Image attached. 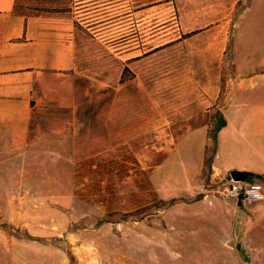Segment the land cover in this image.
Returning a JSON list of instances; mask_svg holds the SVG:
<instances>
[{
    "label": "rangeland",
    "instance_id": "1",
    "mask_svg": "<svg viewBox=\"0 0 264 264\" xmlns=\"http://www.w3.org/2000/svg\"><path fill=\"white\" fill-rule=\"evenodd\" d=\"M254 2L15 0L18 13L72 24L80 101L45 148L0 169V264H166L217 220L232 229L223 264H264L239 239L253 214L222 199L213 169L216 107L264 72L251 67L264 48L248 31L264 22Z\"/></svg>",
    "mask_w": 264,
    "mask_h": 264
},
{
    "label": "crops",
    "instance_id": "2",
    "mask_svg": "<svg viewBox=\"0 0 264 264\" xmlns=\"http://www.w3.org/2000/svg\"><path fill=\"white\" fill-rule=\"evenodd\" d=\"M248 31L264 34V22L248 26ZM259 51L260 58L251 64L254 69L264 66V48ZM74 67L72 24L18 13L15 0H0V169L20 159L28 148L39 147L41 141L45 148L46 140L51 142L73 123L80 101ZM214 112V124L224 122L213 144L216 177L224 179L231 171L257 175L253 181L261 182L264 194V72L238 80ZM190 139L181 142L185 145ZM190 167L183 164L185 176L193 170ZM233 204L253 214L249 223L255 228L249 235V229L243 233L240 228V241L252 240L255 251L264 253V200L251 206ZM220 221H214L213 228L206 223L189 230V249L169 253L165 263L180 259L182 264H223L222 241L232 236V229L224 235Z\"/></svg>",
    "mask_w": 264,
    "mask_h": 264
},
{
    "label": "built area",
    "instance_id": "3",
    "mask_svg": "<svg viewBox=\"0 0 264 264\" xmlns=\"http://www.w3.org/2000/svg\"><path fill=\"white\" fill-rule=\"evenodd\" d=\"M217 193L222 199L243 206H251L264 200L261 182L235 181L229 175L224 178V182Z\"/></svg>",
    "mask_w": 264,
    "mask_h": 264
},
{
    "label": "trees",
    "instance_id": "4",
    "mask_svg": "<svg viewBox=\"0 0 264 264\" xmlns=\"http://www.w3.org/2000/svg\"><path fill=\"white\" fill-rule=\"evenodd\" d=\"M224 126V122L222 120H219L217 121L216 125L214 126V129H213V137H212V141H213V144H215L216 142V134L217 132ZM250 177H257V175H254V174H249ZM101 223H112V221H108L106 219H103V220H100L99 221V224Z\"/></svg>",
    "mask_w": 264,
    "mask_h": 264
},
{
    "label": "water",
    "instance_id": "5",
    "mask_svg": "<svg viewBox=\"0 0 264 264\" xmlns=\"http://www.w3.org/2000/svg\"><path fill=\"white\" fill-rule=\"evenodd\" d=\"M229 176L235 180V181H246L247 178L249 177V174L246 172H239V171H231L229 173Z\"/></svg>",
    "mask_w": 264,
    "mask_h": 264
}]
</instances>
